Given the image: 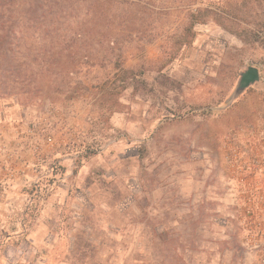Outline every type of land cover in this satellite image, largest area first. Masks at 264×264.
Wrapping results in <instances>:
<instances>
[{"label":"rangeland","instance_id":"obj_1","mask_svg":"<svg viewBox=\"0 0 264 264\" xmlns=\"http://www.w3.org/2000/svg\"><path fill=\"white\" fill-rule=\"evenodd\" d=\"M8 19L0 264H264L243 227L264 200L228 160L264 111V0H0Z\"/></svg>","mask_w":264,"mask_h":264},{"label":"built area","instance_id":"obj_2","mask_svg":"<svg viewBox=\"0 0 264 264\" xmlns=\"http://www.w3.org/2000/svg\"><path fill=\"white\" fill-rule=\"evenodd\" d=\"M242 145L233 149L229 162L236 167H243V174H235L231 181L238 182L240 197L248 201L264 200V111L249 115ZM9 176L0 178L1 184L12 180ZM251 202L245 209L244 230L246 232V246L256 249L263 255L264 263V215L259 207H254Z\"/></svg>","mask_w":264,"mask_h":264},{"label":"water","instance_id":"obj_3","mask_svg":"<svg viewBox=\"0 0 264 264\" xmlns=\"http://www.w3.org/2000/svg\"><path fill=\"white\" fill-rule=\"evenodd\" d=\"M260 81V71L254 66L248 67L245 71L240 73L238 85L231 96L230 100L233 101L241 96L248 88L255 85Z\"/></svg>","mask_w":264,"mask_h":264},{"label":"trees","instance_id":"obj_4","mask_svg":"<svg viewBox=\"0 0 264 264\" xmlns=\"http://www.w3.org/2000/svg\"><path fill=\"white\" fill-rule=\"evenodd\" d=\"M5 12H6V10H5ZM10 14H12V13L10 12L8 15H10ZM10 25H11V23H10L9 19L6 21V24L0 20V40L6 39L8 37V34H10L12 32Z\"/></svg>","mask_w":264,"mask_h":264}]
</instances>
